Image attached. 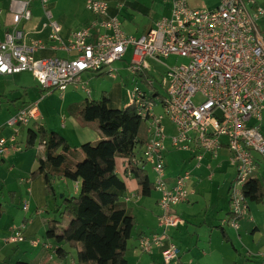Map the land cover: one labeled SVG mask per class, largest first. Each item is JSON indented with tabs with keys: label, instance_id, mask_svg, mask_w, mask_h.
<instances>
[{
	"label": "built area",
	"instance_id": "2783aa9c",
	"mask_svg": "<svg viewBox=\"0 0 264 264\" xmlns=\"http://www.w3.org/2000/svg\"><path fill=\"white\" fill-rule=\"evenodd\" d=\"M34 1L10 0V30L0 39L2 76L31 72L43 92L63 95L72 87L90 96L89 82L82 76L118 77L120 70L113 65L123 62L133 49L128 70L143 80L149 92L136 86L128 97L147 126L149 142L135 150L132 164L150 168L155 175L153 189L160 195L161 211V232L140 237L139 252L153 254L160 249L164 264L178 261V246L169 230L182 225V220L172 210L189 200L193 171L169 178L166 156L170 152L189 154L193 170L207 157L217 159L223 151L229 153L236 178L229 188L230 216L223 226L239 231L250 212L244 185L257 177L259 162L264 160V0H218L214 9L205 10L191 7L188 0H172L171 16L159 19L139 37L127 35L118 17L105 19L107 2L90 0L86 7L95 22L72 32L68 39L52 20L47 8L50 0H37L48 21L43 28L51 30L47 42L29 41L22 28L33 19ZM41 51L63 52L67 57H40ZM170 56L184 57L189 63L169 67L161 59ZM149 60L167 67L164 96L149 76ZM39 102L20 109L8 120L13 134L0 136V154L21 151L19 128L39 120ZM166 120L174 127L173 134L165 127ZM25 229L24 224L14 228L6 242H24ZM31 245L54 252L49 241L35 239Z\"/></svg>",
	"mask_w": 264,
	"mask_h": 264
},
{
	"label": "crops",
	"instance_id": "0c3cea01",
	"mask_svg": "<svg viewBox=\"0 0 264 264\" xmlns=\"http://www.w3.org/2000/svg\"><path fill=\"white\" fill-rule=\"evenodd\" d=\"M88 1L90 0H50L47 8L51 12L52 20L61 26V35L64 39H68L72 32L95 22V17L86 7ZM100 1L109 4L105 19L109 20L118 17L122 22L124 32L129 36L139 37L148 32L154 23L158 19H161L158 17L163 13L162 11L160 12L157 0ZM188 2L191 7L202 10L214 8L218 4L217 0L210 6L206 5L203 0H189ZM9 4L10 0H0L1 40L5 38L6 33L10 30L9 24L12 18L9 13ZM31 8L33 19L28 23H23L22 28L27 33L29 41L39 40L47 42L51 30L43 28V25L48 21L42 4L39 1H35L32 3ZM162 9L166 12L165 7ZM170 11L169 6L168 13ZM147 18L151 19L148 24L146 23ZM101 31V29H97L98 33ZM37 55L40 57H67L63 52L52 51H41ZM92 74L87 73L82 76V80L89 82L91 88L98 81L95 76L96 74ZM104 89V91L102 89H94L91 91V93L93 92V96L91 94L85 98H89L88 100H99L102 93L105 92L110 100V108L123 109L126 107L121 104L119 90L115 88ZM72 96V93L66 95L65 99L67 101H65L60 112H55L48 120L42 117L41 111L38 109L40 118L38 121H32L31 123H38L48 131L59 133L72 148H80L83 144L96 143L102 140L103 135L97 128V125L86 124L69 114L68 107L70 105L83 103L85 99L80 97L77 100H73ZM18 99L19 97H14L9 100L10 105L7 106L5 111L0 110V118L2 116V119H0V136L2 137H10L13 134V129L7 126L8 120L20 109L29 107L26 101L22 100L23 104H21V101L16 102ZM22 127L27 129V126H21L19 128V135ZM29 131L26 133V138ZM19 147L21 148L19 152L10 150L7 153L0 154V264H15L17 261H37L41 264H78V260L72 258L71 263H69V257L66 260H60L55 253L47 252L41 247H33L31 245V241L35 239L43 242L47 241L46 234L44 236V233L47 232V222L50 221L48 219H50L49 209L52 210L50 206L52 196L46 195L45 182L42 176L32 178V173L39 166L37 157L44 154L42 146L37 142L29 150H23V147L20 145ZM229 157V153L223 151L217 159L207 157L200 168L193 170V164L189 162V154L183 152H170L167 154L168 176L175 177L184 171H193V178L189 185L191 190L189 200L172 210V214L180 217L182 220V225L169 230V235L177 244L179 250L178 261L174 264H264V223L262 224L260 218L257 216L259 212L253 214L252 207L254 205L260 208L259 206H264V202L262 204L255 202L249 204V216L241 221L239 231L230 227L226 228L222 225L229 217V188L233 180L230 182L225 195L228 207L225 218L217 215L216 218L214 217L209 220V204H203V192L198 186L200 183L198 171L203 168L209 171L213 167L220 170L219 176L223 174L229 175L225 168L230 166L233 168L235 178V168L230 164ZM82 158L83 155L80 154L78 160ZM127 164V158H117V173L127 187V193L123 202L136 218V227L132 232V237L135 239L131 243V238L128 244L126 256L128 264H164L160 249H156L153 254H143L138 250V240L140 237L161 232L158 222L161 214L158 206L160 195L152 189L149 196H142L137 180L132 174L127 173ZM146 170L149 180L153 184L154 181H152L148 169ZM257 179L264 185V160H260L259 162ZM60 180L62 185L59 189L62 193V200L79 195L81 189L80 180L77 182L72 181V186L68 185V181L70 180ZM24 206H28L29 210L24 211ZM215 221L219 224H215ZM69 222L70 219L66 224L68 225ZM23 224L26 225L25 241L19 244H8L6 242L7 237L14 228ZM139 227L141 229L136 233ZM218 227L225 229L232 244L227 243L223 239ZM219 234L221 235L222 242L231 245L232 249L230 251L224 253L221 249H218L216 240H219ZM62 246L68 250V246ZM68 251L70 252L71 250L69 249Z\"/></svg>",
	"mask_w": 264,
	"mask_h": 264
},
{
	"label": "trees",
	"instance_id": "16d2710c",
	"mask_svg": "<svg viewBox=\"0 0 264 264\" xmlns=\"http://www.w3.org/2000/svg\"><path fill=\"white\" fill-rule=\"evenodd\" d=\"M109 103L108 95L103 92L99 100L87 99L68 107L69 114L82 122L97 123L103 139L96 143L72 148L59 133L48 131L38 123L26 138L27 150L37 142L43 148L44 154L37 157L39 166L32 178H44L46 195H53L55 179L81 181L79 195L63 199V213L70 219L68 225L60 231L57 221L47 222V241L53 244V253L60 260L70 256L61 247L64 245L77 250L78 264H128V244L136 218L123 202L127 187L117 173L118 157L130 162L127 173L137 180L142 196H149L153 189L147 170L132 164L135 150L149 142L145 122L137 115L134 105L112 109ZM80 154L83 158L78 160ZM243 192L250 202H264V185L257 177L246 182ZM218 229L223 239L232 244L225 229ZM15 264L41 263L17 261Z\"/></svg>",
	"mask_w": 264,
	"mask_h": 264
},
{
	"label": "rangeland",
	"instance_id": "374dc122",
	"mask_svg": "<svg viewBox=\"0 0 264 264\" xmlns=\"http://www.w3.org/2000/svg\"><path fill=\"white\" fill-rule=\"evenodd\" d=\"M157 1L159 2L158 6L160 7V12L161 11L163 12L159 15L158 18L170 17L171 11H172V0H157ZM203 1L208 6L212 5L215 2V0H203ZM169 6H170L171 11L168 13ZM164 7H165L166 12H164L162 9ZM214 8H211V9H214ZM150 21L151 19L147 18L146 23L148 24L150 23ZM132 58H133V49L131 48L129 49L123 62H118L113 65L114 68H117L120 70L119 76L112 77L109 75H102V76L95 75L98 81L95 83L94 87L91 88V85H90V90L92 91L94 89L96 90L102 89V91H104L105 90L104 88H108V89L115 88L119 90L120 101L122 102L121 104L126 107L130 106L128 92L132 90L133 88H135L136 86L149 92L143 80L141 79L137 80V78H135V76L132 75L130 71L128 70V66L129 64H131ZM161 61L169 67L189 63L188 59L184 57H180V56H170L168 58H162ZM149 63L151 65V72L149 73L150 74L149 76L152 78L154 85L159 90L160 94L164 96L165 91L163 88V81L165 80L167 67L164 66L163 64H159L151 60H149ZM50 92L51 91L43 92L41 90L40 86L38 85L36 79L34 78L31 72H22V73L11 75V76H0V110L2 109L3 111H5L7 106L10 105L9 100L13 99L14 97H19V99L16 102L21 101V104H23L22 103V100H23L24 102L26 101V104L29 106L34 105L38 101H40L38 105V109L41 111L42 117L48 120V118H51V116L55 112H60V109L63 107L65 101H67L65 99L66 95H69L70 93H72L73 100H77L80 97H83V98L87 97V95L81 89L76 90L74 88H71V89L69 88L63 95L60 94L59 91H55L51 93ZM91 94H92L91 96H93V92ZM42 96H45V97L42 98ZM87 99L89 98H85L84 101ZM156 110L157 112L163 114L160 107H157ZM0 119H2V116ZM164 124L169 134H173L175 132L174 127L169 120H166ZM93 125L96 126L97 123H93ZM262 126H263L262 134L264 135V122L262 123ZM28 130L34 131V123H30L27 126V129L25 127L21 128L20 135L18 136V143L21 147H23V150H27L25 147V144H26V133ZM147 169H148V172L150 174L152 181H154L155 177L152 171L150 170V168H147ZM214 169L215 168L212 167L211 170L206 171L203 168L198 171V174H199L198 178L200 181L198 186L203 192V204H209V207H208L209 218H210L209 220H211L214 217L216 218L217 215H219L221 218L226 217V211L228 207H227V198L225 195L230 185V182L236 178V174L234 178V171H233V168H231L230 166L228 168H225L226 172L229 175L223 174L222 176H219L220 170L218 169L214 170ZM210 175H212V178H210ZM169 178H173V177L169 176ZM55 183H56L55 184L56 186L53 185L55 191L51 197V202H50V206L52 210L49 209L50 219L48 220L57 221L58 229L62 231L63 228L67 225L66 222H68L69 217H67L63 213L64 211L63 210L64 209L63 200L61 199L62 193L60 192V189H59V187H61L62 185V182L60 179H55ZM68 185H71V186L73 185L71 180L68 181ZM55 195H56V198L54 197ZM250 204H252V202H250ZM252 207H253V214H256V212H259L257 216L260 218L263 224L264 223V206L262 205V206H259L260 208H257L254 205H252ZM215 224H219V223L215 221ZM221 224H222V221H221ZM226 228H229V227H226ZM140 229L141 227H139L136 230V233ZM263 229H264V226H263ZM45 234L46 233H44V236ZM134 234H135V231H134ZM134 239L135 238L132 237L131 243L134 242ZM216 245L218 246V249L219 250L221 249V251L224 253L232 249L231 245L227 244L226 242H222L221 235H220L219 240H216ZM69 249L71 251H70L68 262L71 263L72 258L77 260V250L68 247V250Z\"/></svg>",
	"mask_w": 264,
	"mask_h": 264
}]
</instances>
